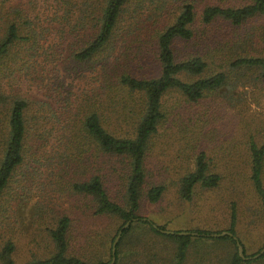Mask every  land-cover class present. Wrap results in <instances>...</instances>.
<instances>
[{
    "label": "trees",
    "instance_id": "obj_1",
    "mask_svg": "<svg viewBox=\"0 0 264 264\" xmlns=\"http://www.w3.org/2000/svg\"><path fill=\"white\" fill-rule=\"evenodd\" d=\"M51 4L53 19L44 26L37 8L0 0V264H103L118 229L111 264H147L132 245L153 234L165 240L166 264H182L191 250L194 264L206 259L208 264H264V250L246 259L237 252L236 241L244 255L256 253L264 246V231L248 241L249 249L256 248L247 251L237 231L234 197L242 182L235 167L241 159L243 179L255 199L253 214L264 225V138L255 139L244 127L243 152L234 153L228 145L231 152L215 155L214 150H224L223 142L215 141L210 152L207 140L217 131L226 138L231 133L229 128L212 131L209 120L220 112H208L202 102L218 98L226 106L244 104L248 92L243 87L264 81V28L253 24L264 15V0L206 3L198 13L194 0ZM218 19L228 31L215 32L205 48L195 47L200 34L195 22ZM47 28L55 38L70 40L62 64L85 71L79 73L86 78L81 90L70 83L67 93H58L64 92L59 104L50 91L51 99L24 96L9 82L42 61L49 48L59 56L51 39L41 37ZM39 79L47 87L45 78ZM175 142L179 147L164 162V150ZM217 190L214 196L227 204L223 230L230 234L212 236L222 229L202 227L165 233L159 230L166 229L164 223L145 214V205L159 204L166 193L190 201L196 193L207 197ZM60 193L82 200L74 207L80 220L102 217L110 224L86 230L81 239L72 236L75 213L50 200ZM13 223L47 239L42 253L15 261ZM124 248L129 250L124 253Z\"/></svg>",
    "mask_w": 264,
    "mask_h": 264
},
{
    "label": "rangeland",
    "instance_id": "obj_2",
    "mask_svg": "<svg viewBox=\"0 0 264 264\" xmlns=\"http://www.w3.org/2000/svg\"><path fill=\"white\" fill-rule=\"evenodd\" d=\"M17 1V0H16ZM24 2L28 8L35 7L38 11L41 12V17L43 20V25L48 26L47 22L49 20L52 21V7L51 0H20ZM240 0H194L196 3V12L198 13L200 8L206 3H218V4H233ZM233 2V3H232ZM259 29L264 28V15L258 17L253 22ZM200 34H196L198 38V42L195 44V47H206V41L211 38L215 32L217 35H221L224 32L228 31V25L224 21L214 20L210 24H203L200 21L195 22V26ZM46 36V38H45ZM43 39L48 40L51 39V42L54 43L53 47L56 49V52L59 54L57 57L56 53H54L52 48H49L48 51L43 52L42 57L43 60L34 62L29 66L27 71L17 72L15 77L9 79L10 85L12 89L19 90L21 94L24 96H30L31 94H36L40 97L51 99L53 96L56 104L61 103L62 95H58L59 92L68 88L70 83L74 85V91L78 92L81 90L83 83L85 82V76H80L79 73H82L84 70L81 69H71L69 64H62L60 58L64 57L66 54L64 49L68 47L69 39L66 38H58L53 36V32L50 31L49 28L43 31L41 35ZM188 47V46H187ZM65 58V57H64ZM40 60V59H39ZM43 63L44 74H41L39 66ZM33 65V66H32ZM64 65V66H63ZM35 69V70H34ZM39 69L37 73L35 71ZM85 73V71H84ZM34 76V80H31L30 77ZM88 75V74H87ZM39 76H42L44 81L46 80L47 87L42 86V83L39 79ZM76 82V83H75ZM52 87V88H51ZM53 87L55 91H53ZM244 90H247L248 94L246 96V103L244 104H236L235 106H226L224 105L220 99L218 98H208L203 100L204 106L208 104L209 106L206 108L208 112L214 113L215 111H219L220 117H215L214 120H209V127L214 131L215 127L221 128L222 131L224 129L229 128V134L227 138L225 136H219L224 133L215 132L210 140H207L205 146L208 147L210 152L212 149L210 146L215 147L217 143L223 142L224 150H214L212 153L215 155H222L225 153L231 152L229 146L234 147V153L243 152L244 149V136L240 133L243 131L244 127H247L249 130H245L253 134V137L257 140H261L264 138V81H259L254 86L243 87ZM51 92V95L49 94ZM66 91V90H65ZM67 93V91H66ZM194 107L201 108L200 104H194ZM203 106V108H204ZM192 107V106H191ZM202 109V108H201ZM244 120V121H243ZM233 123V124H231ZM171 126V125H170ZM176 126V125H175ZM243 126V127H242ZM177 127V126H176ZM172 131L174 127L171 126ZM220 131V130H219ZM214 138V139H213ZM213 139V140H212ZM179 143H182V147L184 146L183 140H178ZM229 141V142H228ZM229 145V146H228ZM179 147L177 146V142L170 145L166 150H164V154L162 159L164 162H168L167 153H172L173 150ZM235 167L239 172H242V175L238 178V180H242V182H238V187L236 188L237 193L235 194V198L238 197V213L240 216V220L237 225V231L240 236L243 238L247 248L249 247V242L252 241V237H254L257 233L264 231V225L262 224L261 218L258 215L254 216L253 214V206L255 205V199L252 195V190L250 185H248L247 181L244 180V174L246 173L245 166H242V160H236ZM238 172V173H239ZM237 173V175H238ZM237 182V181H236ZM231 185H228L230 188ZM223 187V186H222ZM33 191V190H32ZM219 190L215 192H211V194H207L205 197L203 191L202 193H196L192 200H180L175 197L171 192L166 193L162 200L157 205H145V214H149L152 218H155L156 221L162 222L165 224L166 229H187L193 227H202L209 229H222L226 226L227 218H226V209L227 204L226 201H219V196H214ZM34 195V194H33ZM56 195V193H54ZM229 197V196H227ZM174 198V199H173ZM215 199L214 206L212 207L211 202L208 200ZM217 198V199H216ZM54 203H61L67 213H75L74 217H76V227L72 232V236L77 235L80 236L86 231H101L106 228L110 224V221L104 218H86L83 217L82 220L79 219L81 216L80 212L74 209V207L78 204V202L82 201L81 199H75V196L61 194L58 197L50 198ZM216 205H219L216 207ZM59 207L58 204L55 205ZM11 214H15L14 210L11 211ZM12 240L15 243V250L13 252V258L17 262H21L26 260L31 256V253H42L43 246L46 245L47 239L44 236L33 235L35 233L28 227H24L12 224ZM2 229V228H1ZM0 229V241L2 239ZM76 238V237H75ZM78 240V238H76ZM162 238L157 235H152L149 239L145 237H141V242L138 244H133L135 251L139 250L140 256H144L145 260H148L147 264H151V261L154 264H166V252L169 251L166 249ZM219 243V241H212V243ZM130 241L126 245H130ZM256 248L254 244L252 247L247 249V251L253 250ZM129 249H123V252H127ZM194 250H191L187 258L184 260V264H194ZM182 263V264H183ZM201 264H208L207 259L202 261Z\"/></svg>",
    "mask_w": 264,
    "mask_h": 264
},
{
    "label": "water",
    "instance_id": "obj_3",
    "mask_svg": "<svg viewBox=\"0 0 264 264\" xmlns=\"http://www.w3.org/2000/svg\"><path fill=\"white\" fill-rule=\"evenodd\" d=\"M128 223H129V220L125 221L121 227L126 226ZM120 230L121 229L117 230L115 236L113 237V239L111 241V246H110L111 255H110V259H109L108 262L103 263V264H111L113 262V260L115 258V255H114L115 243H116V241H117V239H118V237L120 235ZM159 230L162 231V232H165V233L172 232V230L163 229V228H159ZM179 232H182V233L183 232H190L192 234L196 233L195 231H179ZM224 233L230 234V232L227 231V230H220L218 232H210L209 235L216 236V235L224 234ZM236 247H237L238 254L244 259L250 258V257H255V256L259 255L264 250V246H262L256 253H254L252 255H244L243 251H242V245L238 241H236Z\"/></svg>",
    "mask_w": 264,
    "mask_h": 264
}]
</instances>
